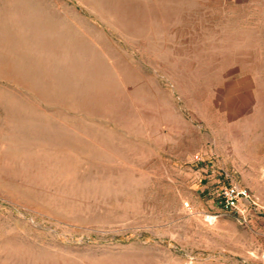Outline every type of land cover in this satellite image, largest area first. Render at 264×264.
Masks as SVG:
<instances>
[{
    "label": "rangeland",
    "instance_id": "1",
    "mask_svg": "<svg viewBox=\"0 0 264 264\" xmlns=\"http://www.w3.org/2000/svg\"><path fill=\"white\" fill-rule=\"evenodd\" d=\"M0 264H264V0H0Z\"/></svg>",
    "mask_w": 264,
    "mask_h": 264
},
{
    "label": "built area",
    "instance_id": "2",
    "mask_svg": "<svg viewBox=\"0 0 264 264\" xmlns=\"http://www.w3.org/2000/svg\"><path fill=\"white\" fill-rule=\"evenodd\" d=\"M220 203L222 207L230 212H239L244 214L242 207L244 200L251 201L252 197L248 189L237 185H225L219 193Z\"/></svg>",
    "mask_w": 264,
    "mask_h": 264
}]
</instances>
